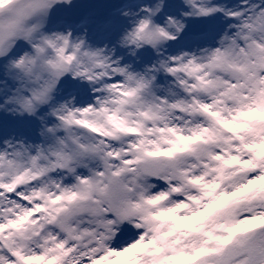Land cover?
<instances>
[{
	"label": "snow or ice",
	"instance_id": "1",
	"mask_svg": "<svg viewBox=\"0 0 264 264\" xmlns=\"http://www.w3.org/2000/svg\"><path fill=\"white\" fill-rule=\"evenodd\" d=\"M0 264H264V0H0Z\"/></svg>",
	"mask_w": 264,
	"mask_h": 264
}]
</instances>
